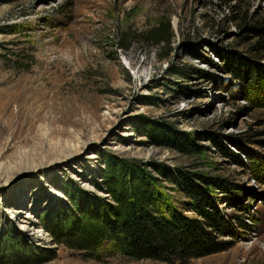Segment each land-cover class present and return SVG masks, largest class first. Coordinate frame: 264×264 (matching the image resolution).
Listing matches in <instances>:
<instances>
[{
	"label": "rangeland",
	"instance_id": "obj_1",
	"mask_svg": "<svg viewBox=\"0 0 264 264\" xmlns=\"http://www.w3.org/2000/svg\"><path fill=\"white\" fill-rule=\"evenodd\" d=\"M109 162L200 218L193 181L233 245L184 263L56 240L73 197L110 200ZM0 264H264V0H0Z\"/></svg>",
	"mask_w": 264,
	"mask_h": 264
},
{
	"label": "trees",
	"instance_id": "obj_2",
	"mask_svg": "<svg viewBox=\"0 0 264 264\" xmlns=\"http://www.w3.org/2000/svg\"><path fill=\"white\" fill-rule=\"evenodd\" d=\"M212 54L218 55L237 79L247 85L249 80L253 81L256 71L249 64L237 63L233 68L227 55L219 51ZM204 61L213 68H222L210 59ZM237 156L243 164L241 156ZM156 181L158 178L150 173H131L130 168L121 163L109 162L104 183L110 200L104 201L98 209L82 198L73 197L75 210L66 212L58 226L54 224L57 228L50 229L51 235L80 250L93 252L106 239H112L121 252L131 258L184 263L233 245L232 239L221 238L227 234L214 196L185 179L182 190L188 199L183 203L201 216L191 218L175 206L164 208L165 194ZM235 217L239 228H247L245 217Z\"/></svg>",
	"mask_w": 264,
	"mask_h": 264
},
{
	"label": "bare ground",
	"instance_id": "obj_3",
	"mask_svg": "<svg viewBox=\"0 0 264 264\" xmlns=\"http://www.w3.org/2000/svg\"><path fill=\"white\" fill-rule=\"evenodd\" d=\"M185 109H186V107H184L183 110H185ZM27 217H30L31 218V217H33V215L31 214V215H28Z\"/></svg>",
	"mask_w": 264,
	"mask_h": 264
}]
</instances>
